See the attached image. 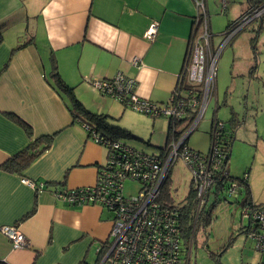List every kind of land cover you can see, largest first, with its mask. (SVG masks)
<instances>
[{
    "label": "crops",
    "instance_id": "crops-1",
    "mask_svg": "<svg viewBox=\"0 0 264 264\" xmlns=\"http://www.w3.org/2000/svg\"><path fill=\"white\" fill-rule=\"evenodd\" d=\"M248 6L246 0L245 8L238 7L231 17ZM196 13L194 0H0V164L29 142L22 127L7 114L27 123L33 137L55 134L50 147L22 176L0 170V226H15L26 237L24 246L13 248L0 231V261L95 264L97 253L90 263L88 251L104 241L110 230V214L105 208L69 205L53 195L59 184L66 190L94 185L97 169L106 160L105 148L88 135L87 124L73 119L68 96L52 78L53 66L63 83L73 87L74 97L86 110L121 122V116L114 114L120 106L121 114L134 110L116 100L120 106L113 105L112 97L102 94L93 82L120 72L136 81L134 92L138 97L165 102L180 71ZM152 22H157L158 28L155 39L149 42L145 35ZM252 31L242 37L236 35L223 50V59L227 56V60L236 62L237 76L256 74L264 85V27L256 35ZM133 57L140 59V66L132 63ZM222 81L221 71L220 87ZM214 102L216 114L217 92ZM218 119L228 128L232 123ZM123 125L135 137L144 135ZM143 125L138 131L144 132ZM171 136L166 122L163 146ZM34 196L33 215L19 221L31 210ZM252 201L261 205L253 196ZM232 234L230 237L235 238ZM251 242L253 251L263 257L264 249L258 251ZM255 264H264V259Z\"/></svg>",
    "mask_w": 264,
    "mask_h": 264
},
{
    "label": "built area",
    "instance_id": "built-area-1",
    "mask_svg": "<svg viewBox=\"0 0 264 264\" xmlns=\"http://www.w3.org/2000/svg\"><path fill=\"white\" fill-rule=\"evenodd\" d=\"M197 13L194 31L197 36L189 42L188 64L184 69L185 103L158 104L135 94L136 81L118 72L112 78L93 82L105 95L125 106L144 113L151 118L171 117L184 121L193 114L191 123L177 138H170L167 145L157 154H151L127 147L119 141L101 135L91 125H85L88 135L106 150V160L97 169L96 182L92 186L77 189H61L53 192L56 199L69 205L95 204L110 214L108 237L97 246L95 264H193L192 246L195 243L196 226L205 210L215 178L228 176L226 152L219 143L222 122L214 119L209 134L208 147L204 151L191 148L186 139L203 117L210 101H215V78L217 61L225 46L241 25L250 18L230 27L213 42L209 30L210 15L205 0H194ZM226 7L225 0H221ZM254 17L264 13V2L253 7ZM158 23L152 22L146 30V40L152 41L157 33ZM132 63L140 66L138 57ZM184 106L188 112L185 113ZM181 159L190 172L194 183V204L189 221L183 218L180 209L168 205L161 198V187L169 177L171 167ZM127 179L139 183L137 195L123 194ZM23 183L35 186L30 180ZM42 184H38L41 187ZM238 185L231 182L223 189L226 198L236 197ZM246 206V205H245ZM243 206L242 212L249 223L247 237L256 240L255 248L264 249V211ZM13 248L25 245L26 237L15 226H0Z\"/></svg>",
    "mask_w": 264,
    "mask_h": 264
},
{
    "label": "rangeland",
    "instance_id": "rangeland-1",
    "mask_svg": "<svg viewBox=\"0 0 264 264\" xmlns=\"http://www.w3.org/2000/svg\"><path fill=\"white\" fill-rule=\"evenodd\" d=\"M207 1L210 13V28L212 33L217 36L214 39L217 42L220 39L219 33L230 22L228 20H236L238 18L236 16L242 13L239 12L235 17H231L233 15L232 11H237L238 7L241 8L242 5L245 8L246 0H227L228 5H226V8L222 7L221 0ZM249 28L250 26L245 28L240 34L238 33L237 38L247 34ZM222 53L217 62V77L215 78V91L217 92L219 105L215 115L222 120H228L230 117L238 119L234 121L236 122L235 139L231 145L226 169L230 175L236 177L247 174L251 195L264 208V85L262 80L260 82L257 79L256 74L244 77L237 76L234 68L236 62L232 59L227 60V56L223 59L224 52ZM221 71L223 81L220 87L219 77L221 76ZM254 76H256V79L252 78ZM216 80L218 82L217 89ZM224 92H226V97L225 102H222ZM81 100L84 101L83 99ZM112 103L120 106V103L113 99ZM215 105L217 106L214 101L208 104L195 131L189 135L188 144L193 149L204 151L208 147L207 132L209 131L210 119L215 110ZM121 111L122 107L120 106L114 114H116L115 116H121L120 120L122 123L116 120L112 121V124L126 130L124 123L131 127L133 132L144 133V135L135 137L132 133L129 134L130 136L121 137L120 140L127 142L139 151L151 154H157L159 148L167 145L163 146L167 118L158 117L152 119L144 113H138L130 109L125 110L122 114ZM142 124H144V132L138 131V128H140L138 126ZM145 126H148L147 133H145ZM185 126L184 122H179L176 128L183 130ZM126 131L129 133L130 130ZM169 178L172 182L175 202L178 205L183 204L186 201L189 188L194 187V183L191 182L190 172L181 159L173 163ZM138 187L139 183L136 180L127 179L123 187L124 196H136ZM216 199L218 200L216 201ZM240 200L239 196L237 201L240 202ZM212 204L210 225L204 227L203 222L199 221L196 226L191 262L193 264H219L217 260L210 257L209 253L211 251L216 252L222 247L232 232V236L235 235V239L220 255V264H255L260 258L264 259V255L261 257L260 253L253 251L251 240L245 237L244 233H238L239 227H244L248 224L247 218L241 216L240 204L231 197L226 198L223 193L215 196L213 191H211L205 210H209ZM105 211L108 213L106 209ZM96 250L97 247L88 251V261L90 263H94Z\"/></svg>",
    "mask_w": 264,
    "mask_h": 264
},
{
    "label": "trees",
    "instance_id": "trees-1",
    "mask_svg": "<svg viewBox=\"0 0 264 264\" xmlns=\"http://www.w3.org/2000/svg\"><path fill=\"white\" fill-rule=\"evenodd\" d=\"M263 2H264V0H247V5H250V6H248L246 8V10L243 11L241 13V15L236 20H233L232 22H229L227 24L226 28L223 31H221L219 33V35L222 34V33L227 32L230 29V27H233L234 25L238 24L239 22H242L243 21L242 18L244 16H246V18H250V19L247 22H245V23H243L241 25L240 29L235 33L233 38L238 33L242 32L248 26H250V28L247 31H250L251 29H253L252 32H254L253 34L256 35L258 30H260L262 27H264V20H263L264 19V13H262L258 17H254V16H252L253 15L252 9H253V7H257V5H259V4L263 3ZM196 16L197 15H195L192 18V28H191V32H190V35H189V38H188V41H187V46H186L185 54H184L183 61H182V64H181V68H180V71H179V73L177 75V78H176V82H175V84H174V86H173V88H172V90L170 92V95H169L168 99L165 102H163L162 104L171 103L173 105V103H176V105H178L180 102L185 103L187 101V97L185 96V92L189 91V87L183 81V79H184V69H185V66L188 64L189 42L193 41V39L197 36V34H195L196 31L199 32L198 30H196L193 33V31H194V26L193 25H194V21H195ZM149 25H148V27H149ZM209 30H210V33L212 34L213 42H215L214 39L217 36H215L212 33L210 25H209ZM154 39H155V37H154ZM2 40H3V38H2V35L0 34V43L2 42ZM253 40H254V38H252V42H253ZM53 68L54 69L52 71V78L54 80L55 85L61 90V92L68 96L69 101H70L69 110H70V112H71V114L73 116V119H77L78 118L81 122H84L87 125H91L93 128H95L96 130L101 132V135H103L104 137H106V138L109 137L110 139H113V141H115V140L119 141L121 144H123V145H125L127 147L128 146L132 147L134 149V147L131 146L130 144H128L127 142H125L123 140H120L121 137L130 136L129 135L130 133H128L124 129H121L120 127L114 126L112 124L113 120H111V117H109L107 114L91 113L90 111L86 110V108H84L82 106V104L74 97V95H73V87H69V86L65 85L63 83V81L61 80V78L59 76V73L56 70V68L54 66H53ZM184 109H185V113H189L187 106H184ZM7 115H9V118L11 120L17 122L22 127V129L25 132L27 138L29 139V142L25 145V147H23L22 149L18 150L14 154H12L3 163H1L0 164V170L1 171H6V172H9V173H15V174H17L19 176H22L23 171L37 157H39L43 152H45L50 147L55 134H49V135H43V136H39V137H33L32 128L27 123L23 122L21 119H18L13 114H7ZM165 118H167V132L169 133V135H172L171 138L172 137L173 138H177V137L180 136L181 132L176 130V125L179 122H184L186 124V126L184 127L183 130H185L187 128V126L191 123V121L193 119V114L190 113L189 115H187L186 118L184 119V121H175L173 118H171L169 116H167ZM152 119H155V118H152ZM214 119L219 120L216 117L215 114H213L211 119H210L211 123H212V120H214ZM219 121H221V120H219ZM234 121L235 120L232 117L229 119V123L232 122L229 128L223 121H221L222 122L221 133L218 135L219 136V143L221 144L220 147H221V150L223 151L222 153L224 154V152H226V161L229 160L230 151H231V145H232V139H233V135H234V129L236 128V124H235ZM198 123H197V125H198ZM211 123H210V128H209V131H208L209 133L208 134H210V129H211V125H212ZM197 125H196V127H197ZM196 127L193 129L192 132L195 131ZM188 139H186V142H185L186 144H188ZM162 148L163 147L159 148V150L162 149ZM231 182H236L237 185H238V192H237L238 194L236 195V197H231V198L234 199L235 202H238L237 200L239 199V196H240L241 200L238 203L241 206H245L246 205V206H249L251 209L257 208V209L263 210L262 209V207H263L262 205H256L252 201L251 189H250V186H249V184L247 182V174H245V175H243L241 177H236V176H232V175H230L228 173V176L225 177V178H220V179L219 178H215L214 183L212 185V190H213V193L215 194V196H218L219 194H221L223 192V189H228V187H229ZM61 189H63V188L59 184V187L57 189H55L54 191L61 190ZM36 192H37V190H36ZM34 197H35V199L33 201V205H32L31 210L28 211L27 213H25L19 219V221H23V220L29 218L31 215H33V213L35 211V206H36V196H34ZM161 198L168 205H171L173 207H177L178 209H180V211L182 213V216H183V218L186 219V221L190 220L189 214L193 210V207H194L193 206V204H194V190H193V187L189 188V191H188V194H187V197H186V201L183 204L178 205L175 202V198H174V195H173V188H172L171 179L168 177L165 180V182L163 183L162 187H161ZM217 200L218 199H216V201ZM212 207H213V204L209 208V210H207V211L204 210L201 213L199 221L203 222V226L204 227H208L210 225V222H211V217H210V212L211 211H210V209ZM248 221H250V220H248ZM249 228H250V226H249V223H248L246 226L240 227L238 229V233L239 234L240 233H244L245 235H247L248 231H249ZM232 239H235V238L230 237L229 241L225 242L224 245H222V247H220L216 252L211 251L209 253L210 257H212L215 260H217L219 262V264H220V260H219L220 255L227 249L228 245L232 244ZM250 240H252L254 242V246H255L256 245V240H253V239H250ZM262 250H258V251H262ZM39 253H40V251H36L37 255ZM0 264H6V263L0 261Z\"/></svg>",
    "mask_w": 264,
    "mask_h": 264
},
{
    "label": "clouds",
    "instance_id": "clouds-1",
    "mask_svg": "<svg viewBox=\"0 0 264 264\" xmlns=\"http://www.w3.org/2000/svg\"><path fill=\"white\" fill-rule=\"evenodd\" d=\"M208 11H209V10H208ZM209 15H210V14H209ZM215 99H216V98H215ZM210 102H211V101H210ZM210 102H209V103H210ZM214 112H215V110H214ZM188 138H189V136H188ZM188 138H187V139H188Z\"/></svg>",
    "mask_w": 264,
    "mask_h": 264
}]
</instances>
